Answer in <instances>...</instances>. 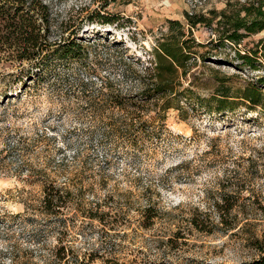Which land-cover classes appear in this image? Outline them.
<instances>
[{"label": "rangeland", "instance_id": "374dc122", "mask_svg": "<svg viewBox=\"0 0 264 264\" xmlns=\"http://www.w3.org/2000/svg\"><path fill=\"white\" fill-rule=\"evenodd\" d=\"M43 1L54 18L51 38L59 36L60 26L75 25L96 59L118 48L144 63L156 39L167 32L168 19L185 23L186 12L208 16L223 10L228 0ZM93 10L116 19L102 23L94 13L90 20ZM263 34L245 41L255 42ZM192 35L201 43L214 36L204 24L193 28ZM219 52L204 60L196 56L182 79L195 96H210L215 76L242 84L262 73L237 69L229 49ZM7 56L0 52V89L6 74L17 69L18 63ZM93 66L106 74L99 64ZM66 71L71 77L85 75L77 64ZM14 86L22 90L21 82ZM31 86V93L9 94L5 112L0 107V116L5 114L0 126L7 127L0 137V156L6 153L4 144H14L18 136L27 143L23 157L12 151L0 169V264H46L48 248L56 243L47 216L38 209L41 185L18 176L22 160L44 166L59 182L81 186L86 197L115 213L112 236L102 237L96 220L95 226L81 228L79 219L66 235L73 248L93 249L89 264H247L264 253V112L239 105L217 113L195 103L182 119L170 109L163 138L130 145L101 138L91 112L69 94L60 95L46 84L37 90ZM36 132L45 138H36ZM149 203L158 215L144 227L141 210ZM192 217L203 231L191 223ZM109 248L114 253H104Z\"/></svg>", "mask_w": 264, "mask_h": 264}, {"label": "trees", "instance_id": "16d2710c", "mask_svg": "<svg viewBox=\"0 0 264 264\" xmlns=\"http://www.w3.org/2000/svg\"><path fill=\"white\" fill-rule=\"evenodd\" d=\"M108 4L106 1L103 7ZM94 13L102 23H112L116 19V16L96 10L87 17L93 19ZM53 21L52 12L43 0H0V52L10 55L18 63L15 71L6 74L5 88L0 89V107L4 112L7 109L4 100L9 98V94L18 95L26 89L31 93V85L32 90H37L39 84H46L62 93L60 95L74 97L87 112L90 111L100 128L101 138H115L119 143L130 145H136L142 138H163L170 109L178 111L182 119L187 118L195 103L206 111L217 113L233 111L239 105L264 112V34L255 42L245 41L250 35L264 32V0H228L223 10L210 11L208 16L186 12L185 23L168 19L167 32L156 39L144 63L125 55L118 48L113 49L115 54L107 53L98 60L89 51L91 44L79 38L75 25L60 26L63 30L59 36L51 38ZM198 24L208 26L214 34L206 43L197 42L192 35ZM200 47H207V50L201 52L198 50ZM220 48L232 52L231 60L237 69L262 73L242 80V84H228L229 77L215 76L211 95L195 96L182 79H186L196 56L204 60L209 57L207 55L221 53ZM93 62L99 64L106 74L101 76ZM74 64L83 67L84 76L67 74L66 70ZM18 82L22 83V90L14 86ZM4 112L0 122L5 119ZM5 129L7 127L0 126V137ZM45 136L36 132V138ZM35 142L38 143L37 140ZM26 145L22 136H18L14 144L5 143L2 151L6 153L0 156V169H4L6 156L12 151L23 157ZM36 150L37 145L34 144ZM17 172L18 176L24 175L26 181L41 185L38 209L47 216L48 225L56 235V243L48 248L51 258L46 264L92 262L93 249L81 251L73 248L66 235L79 219L81 228L94 225L96 220L102 237L112 236L110 231L114 230L115 213L110 214L101 208L99 201L86 197L81 186L59 182L44 166L22 160ZM230 208L223 209L228 211ZM157 213L151 203L143 207V226L152 225ZM190 221L200 231L204 230L194 217ZM78 231L83 232L84 229ZM109 241L115 245V241ZM169 241L172 239L168 238ZM112 249H106L104 253H114ZM247 264H264V253Z\"/></svg>", "mask_w": 264, "mask_h": 264}]
</instances>
